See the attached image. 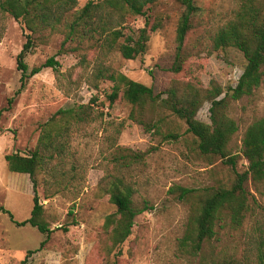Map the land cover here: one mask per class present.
I'll use <instances>...</instances> for the list:
<instances>
[{
  "label": "rangeland",
  "instance_id": "obj_1",
  "mask_svg": "<svg viewBox=\"0 0 264 264\" xmlns=\"http://www.w3.org/2000/svg\"><path fill=\"white\" fill-rule=\"evenodd\" d=\"M89 1L104 0H77L71 13ZM195 3L199 10L184 41L180 72H173L171 66L184 7L178 0H157L145 6L144 14L113 11L110 16L103 10V20L122 27L125 33L143 28L146 20L149 27L160 23L150 33L145 53L135 59L124 58L99 33L83 34L81 29L64 43L67 30L63 23L38 28L25 57L29 69L50 57L59 64L57 70L45 67L29 77L19 92L17 56L29 30L23 21L0 9V264H259L264 193L256 190L254 181L249 178L246 182L250 211L241 226L233 227L225 217L200 252L185 246L192 225V202L197 198L179 201L168 193L169 188L181 185L201 194L205 189L230 187L234 170L220 156L201 153L184 119L170 110L147 114L151 129L130 118L131 104L121 94L111 102L107 95L113 83L98 75L99 69L121 72L155 93L189 82L202 89L210 88L211 83L224 90L236 86L246 65L244 54L232 46L216 49L214 37L235 17L241 0ZM82 104L91 106V118L70 125L63 138L64 157L47 159L37 176L43 219L53 230L41 246L44 234L30 224L15 223L31 214V178L10 171L5 156L30 154L39 144L42 125L56 111ZM210 106L208 100L203 103L197 113L199 120L211 123ZM227 112L238 125L228 149L236 157V170L242 172L248 167L242 152L244 133L255 119L264 117V80L253 94L229 100ZM169 133L178 137L167 138ZM126 153H136L140 159L123 160ZM114 176L134 188L136 205L147 202L152 208L136 216L131 235L110 252L104 223L115 206L104 190ZM1 208L11 211L13 219ZM65 226L67 231L62 229ZM30 250L33 252L28 253Z\"/></svg>",
  "mask_w": 264,
  "mask_h": 264
},
{
  "label": "trees",
  "instance_id": "obj_2",
  "mask_svg": "<svg viewBox=\"0 0 264 264\" xmlns=\"http://www.w3.org/2000/svg\"><path fill=\"white\" fill-rule=\"evenodd\" d=\"M156 1L104 0L98 3L89 1L81 9L71 13L77 6V0H0L1 11L23 21L25 28L29 30L27 40L17 56V69L21 72L18 92L29 77L45 67L57 70L59 64L54 57H50L42 64L29 69L25 57L33 44L32 33L38 28L55 27L63 23L67 30L64 43L73 40L81 29L84 31L83 34L99 33L110 47H117L124 58L135 59L145 53L150 33L156 31L160 23H153L149 27V22L146 20L143 28L125 33L122 27L115 28L110 20H103V10L106 8L110 16L113 11L144 14L145 6ZM178 1L183 5L184 10L176 29L177 47L175 61L171 66V70L175 73L182 69L184 41L191 28L192 18L199 10L195 0ZM229 46L239 49L244 54L246 65L236 86L226 90L216 83H211L210 88L202 89L189 82L182 86H172L162 93H155L152 87L135 81L121 72L98 70L99 76H104L113 83L112 92L107 95L109 100L113 102L121 94L122 98L131 104L130 118L146 129H151L147 114L158 113L162 109L170 110L184 119L187 131L197 138V147L201 153L220 156L234 170L236 176L230 187L205 189L201 194H197L195 188L181 185H173L168 190V193L179 201H188L194 196L197 198L196 202H192V225L183 241L185 246H190L196 253L202 250V245L206 241L215 237L216 227L225 217L233 227H239L245 222L250 211L251 193L246 187L249 178L257 185L256 190L264 193V117L255 119L244 133L242 152L248 167L240 172L236 170V157L230 155L228 149L238 125L227 112L229 100H238L253 94L264 80V0H241L235 17L219 28L214 37V47L219 49ZM222 94L224 96L221 97ZM206 100L211 102V123L197 118V113ZM90 107L82 104L59 109L42 125L39 144L35 150L28 155L10 153L5 156L10 171L27 173L31 178L33 185L31 214L23 221L15 220V223L18 226L30 224L44 234L46 237L41 242V246L53 230L43 219L44 207L37 191V176L47 159L64 157L63 138L73 122H84L91 118ZM166 136L178 137L171 133ZM122 156L123 160L124 157L137 160L136 156L139 155L126 153ZM260 186L262 189L259 188ZM133 194L134 188L122 178L115 176L108 181V187L104 190V196L115 206V211L106 216L104 223L110 235V252L131 235L136 216L152 208L147 202L142 206L136 205ZM1 210L13 219L11 211L5 208ZM62 229L67 231L68 226ZM257 250L258 263L264 264V233L258 240ZM31 252L33 251H28ZM108 264L118 263L114 261Z\"/></svg>",
  "mask_w": 264,
  "mask_h": 264
}]
</instances>
